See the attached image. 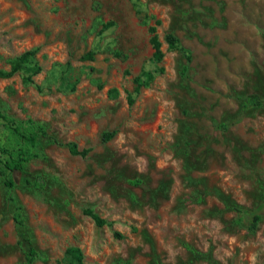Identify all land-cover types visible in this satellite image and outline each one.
<instances>
[{
    "label": "rangeland",
    "instance_id": "374dc122",
    "mask_svg": "<svg viewBox=\"0 0 264 264\" xmlns=\"http://www.w3.org/2000/svg\"><path fill=\"white\" fill-rule=\"evenodd\" d=\"M27 50L41 71L0 77V114L45 135L0 174V264L26 238L33 264H264V0H0V70Z\"/></svg>",
    "mask_w": 264,
    "mask_h": 264
},
{
    "label": "trees",
    "instance_id": "16d2710c",
    "mask_svg": "<svg viewBox=\"0 0 264 264\" xmlns=\"http://www.w3.org/2000/svg\"><path fill=\"white\" fill-rule=\"evenodd\" d=\"M159 22V20H156L155 23L150 25L148 28L149 32L151 33L150 42L153 48L152 57L157 61L162 60L164 55L161 49V41L159 40L156 33V26L159 24ZM165 41L169 49H175L177 47L178 39L173 33H168L165 36ZM81 58L92 59L93 53L88 52L82 55ZM40 71L41 66L33 59V51L27 50L20 55L13 57L9 61L8 69L0 70V77L7 78L13 76L16 73L22 72L24 74V81L31 82L32 76L39 73ZM154 74V71L145 70L141 75L136 76L134 78L136 89L147 85L149 81L153 79ZM0 116L4 120L10 135L15 139L22 140L25 143V145L16 149H8L0 146V152L7 153L6 159H0V174L3 176V184L7 188H12L14 186V181L10 174L13 171L22 170L24 164L28 162L33 155L31 149L37 145L39 136L45 135V131L40 123L32 119L18 121L5 115L0 114ZM112 135L113 132H108L104 134V137L105 139H108ZM68 149L72 154L76 155H84L87 152V149H79L74 143H69ZM26 182L29 183L30 180L27 178ZM234 209L246 218L249 228L253 229L256 227L260 218L257 209L247 210L241 206H234ZM85 213L88 214L97 225H102L105 222L91 209H86ZM24 246L25 251L23 264H33L37 253L36 249L28 238L24 239ZM67 251L73 260H75L77 263H81L82 253L78 247H70Z\"/></svg>",
    "mask_w": 264,
    "mask_h": 264
}]
</instances>
